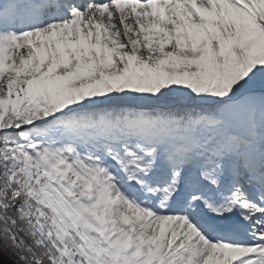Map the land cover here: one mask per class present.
Instances as JSON below:
<instances>
[{"label":"snow or ice","instance_id":"1","mask_svg":"<svg viewBox=\"0 0 264 264\" xmlns=\"http://www.w3.org/2000/svg\"><path fill=\"white\" fill-rule=\"evenodd\" d=\"M0 264H264V0H0Z\"/></svg>","mask_w":264,"mask_h":264}]
</instances>
